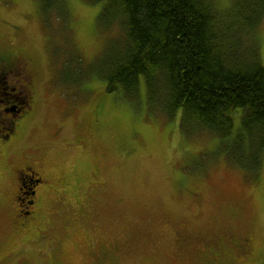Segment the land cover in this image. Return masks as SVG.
I'll return each instance as SVG.
<instances>
[{"label": "rangeland", "instance_id": "obj_1", "mask_svg": "<svg viewBox=\"0 0 264 264\" xmlns=\"http://www.w3.org/2000/svg\"><path fill=\"white\" fill-rule=\"evenodd\" d=\"M230 1L215 5L225 10ZM65 4L62 34L55 20L42 21L38 0H0V55L29 60L37 78L29 77L35 91L29 99L25 73L19 74L25 82L0 75V112L34 102L25 116L0 115V189L8 205L12 172L38 171L41 182L27 170L22 180L35 189L42 216L33 227L47 237L6 251L20 239L10 233L13 214L2 205L0 264H99L108 251L117 253L110 264H202L194 249L221 231L250 240L243 264H264V149L250 174L227 153L230 138L222 148L214 135L186 134L177 115L168 120L147 105L142 84L136 102L108 93L92 67L116 29L97 26L102 2ZM256 36L264 65V19ZM73 58L88 78L68 85L58 74L66 60L74 67ZM176 239L185 252L175 251Z\"/></svg>", "mask_w": 264, "mask_h": 264}, {"label": "trees", "instance_id": "obj_2", "mask_svg": "<svg viewBox=\"0 0 264 264\" xmlns=\"http://www.w3.org/2000/svg\"><path fill=\"white\" fill-rule=\"evenodd\" d=\"M87 1L102 2L97 17L102 32L116 29L92 67L104 80L106 91H120L136 102L142 84L148 106L158 108L168 120L177 115L180 128L191 136L214 135L222 148L227 147L222 141L230 138L227 153L242 170L256 173L264 149V65L256 36L264 19V0H231L225 10L218 9L215 0ZM38 2L42 21L55 20L64 34L65 0ZM73 59L74 67L66 60L63 77L58 74L59 81L68 85L88 78V72L80 69V58ZM69 68L74 69L72 76L67 73ZM24 73L19 69L10 81H19L16 77L25 82L26 73L19 75ZM18 107L14 113L19 116L31 110L26 101ZM236 120L239 131L234 134ZM230 233L207 237L208 241L219 237L220 255H211L212 259H224L220 264H243L250 258L249 248L241 251L242 239ZM177 242L182 247L175 251L185 252L184 242ZM204 244L194 249L195 258L201 260L198 256Z\"/></svg>", "mask_w": 264, "mask_h": 264}, {"label": "flooded vegetation", "instance_id": "obj_3", "mask_svg": "<svg viewBox=\"0 0 264 264\" xmlns=\"http://www.w3.org/2000/svg\"><path fill=\"white\" fill-rule=\"evenodd\" d=\"M0 61H3L4 64L1 65L0 64V75H4L9 73V76H14L16 71H18L19 69H21L22 71H24L27 75V79L29 80V96L30 99H32L35 95V91L34 88L30 85L34 84V81L37 79L36 78V74L34 73V71L32 70V68L30 67V61L29 60H25V62H23V59H20V57H14L11 55V53L6 54V55H0ZM16 65V66H14ZM25 75V76H26ZM29 77L34 80V81H30ZM0 103H2V101L0 100ZM33 104L32 106H34V102L31 103ZM31 106V109H32ZM15 111V109L13 107H9L6 108L4 111L0 112L1 114L4 115H8V114H13ZM23 123H20L19 126H21ZM17 126V128L19 127ZM27 130V129H26ZM13 134L11 135H7L6 139L10 140L9 138H11ZM5 139V136H4ZM1 143L5 146V141H1ZM6 150V149H5ZM12 168V166L10 167ZM25 170H27L28 172H26ZM26 172L27 175H34L35 176V180L37 182H41L42 179L39 178V173L38 171L35 172L32 168H24L22 169V171L19 173V171L15 170L12 172V179L13 181H15L13 184V190H12V194L10 196H12V201H10L8 203V205H5V193L3 191H6V188L4 186H2V188L0 189V210L4 211L5 209L2 207V205L5 206V208L7 210H10L12 215V222L10 224L11 226V234H13L15 239H20V242L18 243L19 245L15 246L14 243H12V241H10V243L7 245L6 247V251H10V248L13 247H18V249H24L23 248V240H28L27 242H32L34 239H37L36 241H42L43 239L46 240V235L41 236L40 234V230L37 231L36 227L34 226V223L39 222L42 219V216H40V209H34L36 206V191L34 188H28V186L25 184V182L22 180V175L23 172ZM15 173H19L20 178L17 180V178L15 177ZM29 176V177H30ZM27 189H30L29 191H31V196H32V200H30L27 195ZM9 196V197H10ZM29 212H24L26 211L25 209H31ZM34 209V210H33ZM43 212V211H42ZM36 228L35 232L33 231V228ZM41 232L44 234V232L41 230ZM231 236V234L229 235ZM180 238H182L181 236H179ZM43 240V241H44ZM177 241H179L178 239H176ZM183 241V240H181ZM219 241V237L216 240H210L207 241L204 245H203V250L202 255H199L198 258H201L203 264H220L224 259H220V260H215L212 259L211 255H220V242ZM247 241L250 242V240L248 238H245L244 240H242V246L240 247V250L243 251V249H245V251L247 250L248 245H247ZM177 247H182V244L180 242H178V246ZM238 252H241V251ZM250 250V248H249ZM17 251V250H16ZM114 254L117 255L116 252L114 251H108L107 255L105 257H100L99 259V264H110V258L111 256H113ZM6 255V254H5ZM8 256L6 255V258ZM239 258V257H238Z\"/></svg>", "mask_w": 264, "mask_h": 264}]
</instances>
